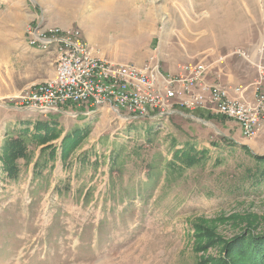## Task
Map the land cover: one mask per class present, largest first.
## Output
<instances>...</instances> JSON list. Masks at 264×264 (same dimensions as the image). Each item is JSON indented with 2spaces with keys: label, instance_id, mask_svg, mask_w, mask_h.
Returning a JSON list of instances; mask_svg holds the SVG:
<instances>
[{
  "label": "rangeland",
  "instance_id": "rangeland-1",
  "mask_svg": "<svg viewBox=\"0 0 264 264\" xmlns=\"http://www.w3.org/2000/svg\"><path fill=\"white\" fill-rule=\"evenodd\" d=\"M41 22L58 34L78 30L90 53L84 67L157 61L172 75L202 64L205 81L224 76L246 90L264 71V0H0V154L6 136L26 126L33 135L34 121L59 133L46 143L54 153L28 135L15 175L0 162V264H210L221 246L194 240L193 222L222 239L245 227L264 234L263 164L253 158L264 155V125L246 138L236 119L200 118L180 98L167 101L169 116L127 120L106 106L25 109L19 96L51 82L60 57L17 55L26 28ZM74 132L63 159L61 139ZM188 143L203 161L165 175L171 146Z\"/></svg>",
  "mask_w": 264,
  "mask_h": 264
},
{
  "label": "built area",
  "instance_id": "built-area-1",
  "mask_svg": "<svg viewBox=\"0 0 264 264\" xmlns=\"http://www.w3.org/2000/svg\"><path fill=\"white\" fill-rule=\"evenodd\" d=\"M44 25L41 22L26 28L28 44L42 50L52 45L51 49L55 47L60 52L55 66L58 75L59 68L67 62L71 67L67 76H59L19 96L25 108L46 115L68 104L83 106L87 113L106 105L118 114L123 111L125 118L145 117L151 112L168 116L175 109H170L167 101L180 98L182 104L185 101V108L206 109L211 114L236 119L246 138L255 137L264 125V91L255 92L253 101L232 98L225 86L205 81L207 72L202 64L183 65L174 75H164L157 61L142 68L107 61L84 67L90 53L78 30L68 29L58 34L43 29ZM260 48L259 51L264 52V37ZM263 80L264 71H261L256 85H261Z\"/></svg>",
  "mask_w": 264,
  "mask_h": 264
},
{
  "label": "trees",
  "instance_id": "trees-1",
  "mask_svg": "<svg viewBox=\"0 0 264 264\" xmlns=\"http://www.w3.org/2000/svg\"><path fill=\"white\" fill-rule=\"evenodd\" d=\"M197 115L203 119L213 118L211 114L200 109ZM29 123L27 122V124ZM32 129L34 131L33 135L29 131L28 126H26L20 130V135L18 136H6L4 144L1 147L0 162L8 170L9 174L15 175L17 173V168L14 163L18 158L27 157L28 142L26 143V139L28 135L36 140L37 144L43 145L40 149L41 151L49 147L50 153H54L55 148L51 149L52 144L46 143L59 136L55 125L51 121L37 120L33 122ZM74 134L75 132L66 133L61 139L59 146L63 159L69 154V147H74L78 143V138ZM240 148L246 150V146L244 145L240 146ZM171 150V160L166 161L163 167L166 169L165 175L167 176L174 173L180 174L184 168L201 163L206 155L203 150L199 151L189 143L181 148L171 146ZM253 158L257 163L263 164L260 175L264 177V155H254ZM147 176H149V173ZM191 227L193 238L199 244L204 241L203 243L207 245L219 244L221 246L222 254L208 259L207 261L210 264H264V234H254L249 232L251 230L250 228L245 227V230L240 231L236 235L228 239H222L217 236L214 227L208 226L204 222H193Z\"/></svg>",
  "mask_w": 264,
  "mask_h": 264
},
{
  "label": "crops",
  "instance_id": "crops-1",
  "mask_svg": "<svg viewBox=\"0 0 264 264\" xmlns=\"http://www.w3.org/2000/svg\"><path fill=\"white\" fill-rule=\"evenodd\" d=\"M24 38V36H23ZM24 42H25V45H24V49L22 51H20L19 53H17L18 56L20 57H24L25 58H40V57H43V55L41 54H48V52L52 53V52H56L55 51V47H52V45H50L46 50H42V49H39L35 46H30L28 44V39L27 37L24 38ZM51 49V50H50ZM173 75V74H172ZM206 82L210 83V84H220L222 86H225L226 89L228 90V95L232 98H237L239 100H246V101H253L254 99V90H246L245 88H243L241 85H235V86H232V85H229V84H226V81L227 78L226 77H221L220 79H217L216 77L214 76H208L206 77ZM259 79L256 81L258 82ZM262 83V90L264 91V85H263V82ZM240 89V90H236V89ZM253 94V95H252ZM205 112H209L208 110L206 109H201ZM81 111V110H80ZM239 126V125H238ZM239 131H241L240 127H238ZM37 156V154H36ZM30 179H32V175L31 176H28V181H30Z\"/></svg>",
  "mask_w": 264,
  "mask_h": 264
},
{
  "label": "bare ground",
  "instance_id": "bare-ground-1",
  "mask_svg": "<svg viewBox=\"0 0 264 264\" xmlns=\"http://www.w3.org/2000/svg\"><path fill=\"white\" fill-rule=\"evenodd\" d=\"M66 31V30H65ZM263 37H264V35H263ZM263 37L261 38V39H263ZM38 47H40L39 45H38ZM260 48V46L258 47V49ZM261 49V48H260ZM55 51L56 52H58L57 51V49H55ZM71 67V63L70 62H67L66 64H64L63 66H62V68H59V75H58V73H57V69H55V73H54V76H53V80L54 79H57V77H59L60 76V78H62V77H65V76H67V73L69 72V68ZM174 75V74H173ZM208 83V82H207ZM256 83H258V82H256ZM210 84V83H209ZM240 90V89H239ZM255 92H256V94H260V93H263V90H262V83H261V85H255V88H254V94H255ZM70 105V104H69ZM23 106V105H22ZM103 106H106V105H103ZM103 106H100L99 108H102ZM24 107V106H23ZM107 108H109L108 106H106ZM25 108V107H24ZM99 108L98 109H96V110H92L91 112H88L87 113V110H86V112L85 113H87V114H90V113H93V112H95V111H97V110H99ZM25 109H28V108H25ZM110 109V108H109ZM200 109V108H199ZM29 110H31V109H29ZM111 110V109H110ZM201 110V109H200ZM33 111V110H32ZM113 111V110H112ZM36 112V111H35ZM54 112H57V111H54ZM113 112H115V113H117L116 111H113ZM40 114V113H39ZM123 114V111H120L119 112V114L117 113V115H119V116H122L124 119H134V118H150V117H152L153 115L154 116H159V115H157V113L156 112H153V115H152V113H149V115L148 116H145V117H130V118H125V116H123L122 115ZM47 115V114H46ZM169 116V115H168ZM160 117V116H159Z\"/></svg>",
  "mask_w": 264,
  "mask_h": 264
}]
</instances>
